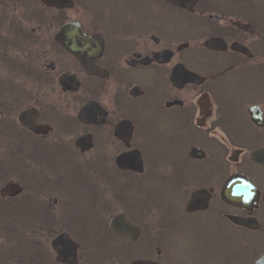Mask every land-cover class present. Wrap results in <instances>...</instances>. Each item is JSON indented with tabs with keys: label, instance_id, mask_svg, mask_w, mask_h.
<instances>
[{
	"label": "flooded vegetation",
	"instance_id": "1",
	"mask_svg": "<svg viewBox=\"0 0 264 264\" xmlns=\"http://www.w3.org/2000/svg\"><path fill=\"white\" fill-rule=\"evenodd\" d=\"M184 1L0 0V158L80 263L264 264V4Z\"/></svg>",
	"mask_w": 264,
	"mask_h": 264
},
{
	"label": "rangeland",
	"instance_id": "2",
	"mask_svg": "<svg viewBox=\"0 0 264 264\" xmlns=\"http://www.w3.org/2000/svg\"><path fill=\"white\" fill-rule=\"evenodd\" d=\"M242 2H244L245 4H250V5H259V4H264V0H242ZM7 151V148H6ZM7 153L9 154V152L7 151ZM4 157V156H3ZM6 159V157L4 158ZM12 172V166H10L7 163H2L0 164V187L3 184V182H8L10 180H15L17 179L14 174L11 173ZM23 179V178H22ZM25 190L28 192V186H26L25 184ZM56 209V207H54ZM36 208L30 203V201L28 200V198H26V195H24V197H18L15 198V200H11L10 198H6L4 199L3 203L0 204V247L4 246H8V242L6 241L7 239H5V234L1 231V223L4 222L5 220L8 221H17V220H23L26 219V217H31L34 216V212H36ZM160 214V213H159ZM159 220V215H155L151 218V222H152V229L155 230L158 227V221ZM38 237V236H37ZM92 237L93 236H85L83 237L82 235H75L73 238L76 239V242L79 243V241L81 242V240H85L86 242H91L92 241ZM43 241L44 244V248H45V253L46 256L48 258V260H52L53 262L55 261V253L54 250L52 249L50 243L51 240H49V242H46L44 239H41ZM111 244L112 241L110 240ZM4 244V245H3ZM113 244L119 245L118 242L114 241ZM81 246V245H80ZM85 248L87 249L86 244L84 245ZM19 249L16 250L17 254H15L14 252H10L9 250H7L6 252H4L2 254V260L3 262H0V264H21L19 263V261L17 259H15V256H22L24 254V252L22 253V246L18 247ZM1 260V261H2ZM112 264L114 263H118V264H131V261L129 260H120V259H114L113 262H111ZM80 264H86L85 261H82V263ZM102 264H106L105 262Z\"/></svg>",
	"mask_w": 264,
	"mask_h": 264
},
{
	"label": "trees",
	"instance_id": "3",
	"mask_svg": "<svg viewBox=\"0 0 264 264\" xmlns=\"http://www.w3.org/2000/svg\"><path fill=\"white\" fill-rule=\"evenodd\" d=\"M0 201H2L1 198ZM52 229V223L46 217L37 219L34 217H26V219L17 221L5 220L1 223V231L5 234V239H7L6 241L9 245L0 247V262H3L2 254L4 252L9 250L17 254L16 250L22 246V253L24 252V254L22 256H15V259L19 263L50 264L51 261L45 256V248L41 239L43 238L49 242L51 238L49 235ZM42 230L46 234H43Z\"/></svg>",
	"mask_w": 264,
	"mask_h": 264
},
{
	"label": "water",
	"instance_id": "4",
	"mask_svg": "<svg viewBox=\"0 0 264 264\" xmlns=\"http://www.w3.org/2000/svg\"><path fill=\"white\" fill-rule=\"evenodd\" d=\"M175 2L177 3V0H175ZM133 157L139 158L138 153L136 152L135 156H131L130 154L121 156L120 157L121 159H119L118 163L121 165V162L123 160H131V158ZM135 167H136L135 165L126 166V168H131V169ZM20 192H22V188L20 184H17L15 182L14 183L9 182L6 184L4 189L1 190V196L15 197ZM112 226L116 232L132 237V235H130L131 234L130 231L132 228L129 224L124 223V222L122 223V221L115 219L113 221ZM59 246H61L62 248ZM52 247H54L57 252L56 258L59 263L61 262L65 264H77L78 263L77 252H78L79 246L72 240L71 236H69L67 233H61L58 238L53 240ZM134 264H155V263L150 262V261H147V262L138 261Z\"/></svg>",
	"mask_w": 264,
	"mask_h": 264
}]
</instances>
